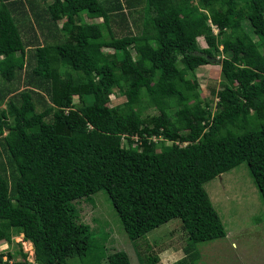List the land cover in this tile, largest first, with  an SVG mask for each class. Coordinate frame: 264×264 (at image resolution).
I'll return each instance as SVG.
<instances>
[{"label": "trees", "instance_id": "obj_1", "mask_svg": "<svg viewBox=\"0 0 264 264\" xmlns=\"http://www.w3.org/2000/svg\"><path fill=\"white\" fill-rule=\"evenodd\" d=\"M3 1L0 76L11 81L26 65L23 32H35L21 29L22 16L18 23L10 9L21 1ZM44 1L28 3L50 41H36L30 88L0 109V145L10 166L8 177L0 168V240L22 234L34 264H68L72 257L131 264L124 251L106 252L109 234L101 237L81 220L80 200L104 191L135 246L174 218L191 243L223 238L204 184L243 162L264 201V0ZM142 1L144 21L134 34L128 13ZM113 17L126 33L107 38ZM60 20L61 34L51 31ZM178 58L192 75L202 64L220 65L225 80L217 112ZM63 69L71 74L61 76ZM10 90L0 88V101ZM111 93L125 100L110 105ZM148 107L157 113L143 117ZM17 252L21 259L12 264H33Z\"/></svg>", "mask_w": 264, "mask_h": 264}, {"label": "rangeland", "instance_id": "obj_2", "mask_svg": "<svg viewBox=\"0 0 264 264\" xmlns=\"http://www.w3.org/2000/svg\"><path fill=\"white\" fill-rule=\"evenodd\" d=\"M50 1L52 0H45L44 2L48 3ZM100 1L110 2L109 0ZM191 2L194 4L195 0H191ZM142 4L143 1L137 4L135 10L128 13L130 20L127 28L134 34H137V30L142 27L144 21L141 18L142 9L140 6ZM25 6L31 8L30 4ZM31 12L33 11L30 10L26 15L25 13H15L16 20L22 16L21 29L31 26V28H34L35 35L33 36L31 32L22 31L25 48L28 50L24 68L18 70L11 81H7L0 76V88L11 89L6 97L0 101V109L8 110L9 100L13 99L18 102L20 93L30 88L27 86L26 80L34 64L32 57L34 48L37 43L42 44L50 41L49 39L46 40L44 32H40L38 20L32 19L34 17L30 14ZM27 16H29V21L24 20ZM17 22L19 23L20 20H17ZM42 24L44 27L48 23L43 21ZM59 24L61 23L53 24L55 28L50 30L61 34ZM242 26L251 38L257 40V36L247 21H243ZM104 32L107 38H110L111 33L119 37L126 33V29L121 27L113 17L109 29L105 28ZM213 33L216 34L217 29L213 30ZM217 38H219V35ZM196 40L199 46L204 47L206 45L202 36L197 37ZM103 50L112 52L109 47H104ZM130 51L133 52L132 49ZM219 56L222 57L220 54ZM177 66L183 69L186 77L195 78L198 81L197 90L202 100L208 104L212 112H217L218 92L225 80L220 65L202 64L195 69L194 75L180 59L177 61ZM68 74H71V72L66 69H63L60 73L63 77H67ZM33 96L36 98V95ZM124 100L125 98L121 94L111 93L109 104L116 105ZM73 102L75 106L80 105L77 97L73 98ZM36 109H40V106L37 105ZM174 109L173 107L172 111ZM155 113L157 111L154 107H148L144 110L143 117ZM166 143L170 144L171 142L166 140ZM155 148L158 149L159 146H155ZM0 168L2 173L8 177L10 170L8 155H6L1 145ZM204 188L225 226L226 235L223 238L191 243L187 239L180 220L174 218L148 232L145 239H140L137 246H135L123 230L119 217L104 191L94 193L90 199L80 200L77 205L80 209L81 220L96 229L97 235L104 232L109 234L105 243L106 252L124 251L129 256L131 264H146L145 256L147 257V254L157 257L155 264H264V201L252 182L245 162L206 182ZM19 248L27 253V260L34 264L33 247L29 241L23 239L22 234L14 235L11 243L0 240V255H2L0 264H6V262L12 264L15 260H20L21 255L17 252ZM8 252L13 255L12 259H8ZM67 263L81 264L76 257L69 258ZM101 264H108L107 260L103 259Z\"/></svg>", "mask_w": 264, "mask_h": 264}, {"label": "crops", "instance_id": "obj_3", "mask_svg": "<svg viewBox=\"0 0 264 264\" xmlns=\"http://www.w3.org/2000/svg\"><path fill=\"white\" fill-rule=\"evenodd\" d=\"M12 1H15V0H4L3 2L5 3V4H7L8 2H12ZM18 1H21L20 3H17V4H15V5H10V9L13 11V12H19L20 14H26V12H30V10L32 9V8H26V4H28L29 5V3H28V0H18ZM46 2H44V3H42V5L43 4H45ZM48 3H50V2H48ZM35 5V4H34ZM21 19V18H20ZM26 20V19H25ZM60 23H62L63 21L62 20H60L59 21ZM60 25V24H59Z\"/></svg>", "mask_w": 264, "mask_h": 264}, {"label": "built area", "instance_id": "obj_4", "mask_svg": "<svg viewBox=\"0 0 264 264\" xmlns=\"http://www.w3.org/2000/svg\"><path fill=\"white\" fill-rule=\"evenodd\" d=\"M211 27H212V29H213V30H216V28H215V26H214V25H211ZM153 140H154V138H153Z\"/></svg>", "mask_w": 264, "mask_h": 264}, {"label": "clouds", "instance_id": "obj_5", "mask_svg": "<svg viewBox=\"0 0 264 264\" xmlns=\"http://www.w3.org/2000/svg\"><path fill=\"white\" fill-rule=\"evenodd\" d=\"M213 30V29H212Z\"/></svg>", "mask_w": 264, "mask_h": 264}]
</instances>
